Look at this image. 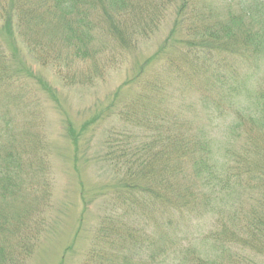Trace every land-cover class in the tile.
<instances>
[{"label": "trees", "instance_id": "trees-1", "mask_svg": "<svg viewBox=\"0 0 264 264\" xmlns=\"http://www.w3.org/2000/svg\"><path fill=\"white\" fill-rule=\"evenodd\" d=\"M238 5L227 18L194 8L180 20L189 38L180 54L164 63H157L158 54L149 57L131 79H141L138 89L118 112L121 128H111L105 142V158L119 176L111 215L85 264L117 257V244L127 249L118 264H262L264 90L244 97L248 75L231 59L249 66L264 48V0ZM158 7L154 0H0V16L5 25L16 19L22 40L41 60L65 43L66 67L79 63L66 75L77 77L88 74L94 58L90 27L123 34L128 49L129 38L146 34L144 23ZM7 30L14 39L9 24ZM18 157L11 145L0 149V202L17 187L9 170ZM6 205L0 204V264H9ZM211 215L214 225L207 228Z\"/></svg>", "mask_w": 264, "mask_h": 264}, {"label": "rangeland", "instance_id": "rangeland-1", "mask_svg": "<svg viewBox=\"0 0 264 264\" xmlns=\"http://www.w3.org/2000/svg\"><path fill=\"white\" fill-rule=\"evenodd\" d=\"M154 1L159 7L144 23L146 34L138 41L129 38L134 47L126 49L123 34L90 27L89 57L94 58L87 67L80 63L89 71L77 77L66 75L74 74L79 63L66 67L65 43L59 44L55 55L41 60L22 40L16 19L9 23L8 18L5 25L6 19L0 16V149L11 145L19 154L9 170L15 171L17 187L0 202L2 207L7 203V263L85 264L91 259L99 230L111 215L112 186L119 178L105 158V142L111 128H121L118 112L138 89L141 79L134 84L131 79L149 57L158 54L157 63H164L169 55L180 54L182 42H189L180 20L189 19L194 8L212 11L219 18L239 11L238 0L231 4L226 0ZM8 24L14 39L8 36ZM259 50L249 66L241 58L231 59L242 66V76L248 75L246 83L242 81L248 90L244 97L264 90V48ZM247 105L243 101L242 108ZM219 141L224 146L225 138ZM208 220L207 228H211L215 217ZM120 246L116 245L117 257L108 255L100 259L101 264L120 263L127 250ZM257 257L264 264V255Z\"/></svg>", "mask_w": 264, "mask_h": 264}]
</instances>
